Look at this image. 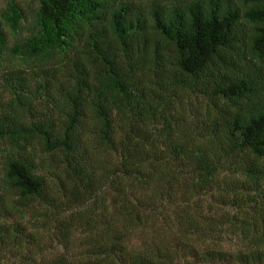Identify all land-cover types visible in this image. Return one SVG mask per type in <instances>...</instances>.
Wrapping results in <instances>:
<instances>
[{
    "label": "trees",
    "instance_id": "16d2710c",
    "mask_svg": "<svg viewBox=\"0 0 264 264\" xmlns=\"http://www.w3.org/2000/svg\"><path fill=\"white\" fill-rule=\"evenodd\" d=\"M1 3L0 264H264V0Z\"/></svg>",
    "mask_w": 264,
    "mask_h": 264
},
{
    "label": "rangeland",
    "instance_id": "374dc122",
    "mask_svg": "<svg viewBox=\"0 0 264 264\" xmlns=\"http://www.w3.org/2000/svg\"><path fill=\"white\" fill-rule=\"evenodd\" d=\"M1 2H2V0H0V7H1V6H2V4H3V3H1ZM232 251H234V250H232Z\"/></svg>",
    "mask_w": 264,
    "mask_h": 264
}]
</instances>
